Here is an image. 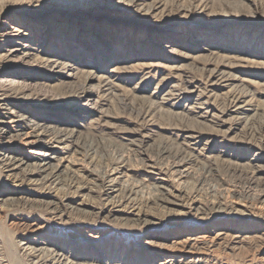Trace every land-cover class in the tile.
I'll use <instances>...</instances> for the list:
<instances>
[{"label": "rangeland", "instance_id": "374dc122", "mask_svg": "<svg viewBox=\"0 0 264 264\" xmlns=\"http://www.w3.org/2000/svg\"><path fill=\"white\" fill-rule=\"evenodd\" d=\"M11 26L34 40L37 59L27 67L46 77L8 76L0 98L43 97L51 124L77 133L66 138L70 150L50 145L69 171L54 184L8 171L0 159V199H16L0 202V264H30L25 244L35 236L80 264H264V0H0V36ZM5 48L0 79L19 67L17 56L7 66ZM53 53L75 57L72 80L42 70ZM216 66L236 88L209 79ZM80 86L99 96L84 120L68 110ZM231 94L251 109H235ZM36 106L11 98L0 107L8 130L0 158L13 151L34 161L16 138L30 126L8 117ZM116 167L123 193L111 214V189L99 183ZM79 184L89 189L77 194Z\"/></svg>", "mask_w": 264, "mask_h": 264}, {"label": "bare ground", "instance_id": "6f19581e", "mask_svg": "<svg viewBox=\"0 0 264 264\" xmlns=\"http://www.w3.org/2000/svg\"><path fill=\"white\" fill-rule=\"evenodd\" d=\"M129 1L130 2H136L137 3L139 0H129ZM156 10H157V6L156 5H154V6L147 5L146 6V12L147 13L148 12H152V11H156ZM36 22H37V20L36 21L35 20H28V21H26L25 25H31V26L32 25H36ZM6 26L7 27L9 26L8 23H5L4 30L7 29ZM10 28H12L10 31H5L6 33H3L0 36V43L1 42L6 43V48L4 49V52H3V54H2L1 57H3V59L6 60V64H7V66H9L10 65V61L9 60L12 59V58H16V56H17L18 57L17 60L16 61L14 60V61L17 62L19 60L18 61L19 67H16L17 69L14 70L13 73L6 72L5 73L6 74L5 75V78L0 79V82H2L4 84V82L7 81L8 76H11L12 78H18V77H23V76L27 75V76L34 77V78L36 77L37 79L46 77L45 76L46 73L45 74H37V73L34 72L36 69L27 67L29 65V63H31L30 60H32L35 57L34 56V53L31 51V50H33L34 40H32V39H25V37H27V34L28 33L26 34V32H24L21 28L12 27V26ZM94 29L95 30H98V29H101V28L100 27H94ZM90 30H93V28H91ZM102 31H103V28H102ZM6 39H8V40L6 41ZM172 50L173 51H176V49H172ZM77 52L78 53H83V50H79ZM100 57H104V55H100ZM197 57L200 58L201 55H198ZM74 58L68 57V60H65V59H63L61 57H57V55L53 53V55H51L46 60L41 59V64L42 65L40 67L43 68L42 70H44L46 72L48 71L49 72L48 74H51L52 76H54L53 78H57V76L60 75V76H62L64 78L71 79L74 76H76V73L79 71L77 69V67L74 64H72V62H71V61L74 60ZM85 65L86 66H89L90 64H89V62H87V64H85ZM81 73H82V71H81ZM9 74H12V75H9ZM230 74L229 73H225V71L221 70L219 67L216 66L213 69L212 73L210 74L209 79L210 80H213L215 83H219L221 86H224V87L232 86L233 85V82H235L236 79H235V77L234 78L231 77ZM95 75H93L91 72H87V73L84 72L85 81L96 80L97 82H101V77L95 76ZM79 76H80V74H79ZM190 79L192 80V78H190ZM76 83H78V82L76 81ZM79 84H81V82ZM97 84H99V83H97ZM93 86H96V85H93ZM233 86H234L233 88H236L237 87L235 85H233ZM80 88L81 89L79 91L74 92L73 94L70 95V97H69L70 98L69 99V104L71 105V107H69L68 110H72L74 112H77V111L82 110V112H80L77 115V117L80 118V119H82V120H84L85 118H87V110H86V108L91 107V105L92 106L93 105H96L98 103V97L99 96H98V89H96L97 87L95 88L96 90H93V88L92 89H89V88L86 89L85 87H81V86H80ZM188 89H189V87H188ZM238 94L237 95L231 94V98H232V101L231 102L233 103L234 107H236L235 109H237V110L238 109L250 110L251 107L248 104V101H246L247 99L245 100L243 98V96L238 95ZM3 95L4 96L0 98V107L3 108V109H5L6 101L10 100L11 98H16V100L21 101V102H31V101H34L37 104L36 109L33 110V111H31V114L28 115V116L22 117V115L20 116L17 113V111H15V113H10V115L8 117L9 118V122H13V123L22 122L24 124H27V126H30L31 132L17 133L16 134V138L18 137L19 138L18 140H21V143L31 146L32 150L30 151V153L34 157V161L32 160L33 162H29V160H30L29 158L17 156L16 154H13L12 153L13 151H10L8 154H5L2 158H0L2 164L4 165V167L6 169H8V171H18V172L23 173L21 176H24V174H27L29 176H37V177H40L42 179V182H44V183L49 182V183H53L54 184V182L57 179H59L61 175H69L68 174L69 171L66 170L67 167L63 168V164H61V160L58 161L57 155L55 154V151L52 148L53 146L51 147L50 145L53 144V143H57L58 145H60L59 148H62V149H65V150H70L71 149V144H70L71 142L68 141L66 138H70V139L73 138L74 137V132H76V129L73 128V129L67 131L66 134L64 133V135H65L64 136L63 133H61V131L59 129H57L55 126H53L51 123L53 122V119L56 117V115H55V113H54V115H53V113H51L52 115H50V116L46 114L47 111L45 109L47 107V104H50V102L47 101V100H45L43 97L41 98L39 96H35L36 94L35 95H31V94H25V93H21L18 96H14V94L11 95V93H6V92H4ZM231 98L229 100H231ZM56 106H59V105H56ZM66 110H67V108H66ZM196 110H197V108H196ZM4 114H7V112H5ZM212 114H213V112H212ZM44 115H45V117H44ZM46 118L47 119H50L49 120V123L48 122L47 123L45 122L46 121L45 120ZM4 124H5V120H3L2 118H0V131L3 134H7L8 133V130L5 128V126H3ZM20 130L18 129L17 131H20ZM191 141H193V140L191 139ZM36 146H44V149L36 150L35 149ZM113 173L119 174V175L122 176V170L120 168H117L116 167V168H113L112 173H108V174L104 175L102 177L101 183H99L100 184L99 186H103V187L104 186H109V188L111 189V193H112V199L111 200L112 201H110L111 208H109L110 209L109 212L111 214H113V213H115V212L118 211L119 203H116V201H117L116 198H117L118 195H120V193H123L122 190H121L123 187L121 188L120 185L118 184V183H120L119 182V178L112 177L111 174H113ZM16 175H17V173H16ZM158 188L162 189L161 192L165 191L164 190V186L162 184H160L158 186ZM74 189H76V192L78 194L79 192H81L84 189H89V187H87L85 185H81L80 186V184H79V186H77ZM123 190H126V189H123ZM107 200H109V199H107ZM53 201H52V204L54 205L53 207L58 208V206H57L58 203L57 202H53ZM0 202H2L3 204H7V202L15 203L16 202V199H14V198L13 199H10L9 198V199H6V200L0 199ZM70 206H72V205H70ZM71 208L73 209V211H75L77 213L84 212L83 210L80 209V207L78 208V206L76 208L75 207H71ZM129 212H131V211H129ZM59 214H61V212ZM136 215L139 217V214H136ZM138 220L139 219L137 218V220H133V221H134V223H136ZM30 225H31V223H30ZM215 235H217V234H215ZM44 241L41 238H39L38 236H35L31 240H29V244H27V245L25 244L26 254L32 260V262L30 264H80L79 263L80 262L79 259L81 258V256H77L75 258L68 257V256H65L64 257V255H63V252H64L63 251V247H61V246L60 247L54 246L52 248L50 247L51 249H49V248H46L45 247ZM184 242H186V241H184ZM192 242L194 243V241H192ZM192 242H191V244H192ZM21 243H22V241H21ZM188 250H190V249L188 248ZM98 254H100V252H98ZM92 262L93 261H91L89 263L87 262V263L88 264H92ZM163 263L164 262L161 260V258H159L158 261H153L152 264H163ZM114 264H115V262H114Z\"/></svg>", "mask_w": 264, "mask_h": 264}]
</instances>
